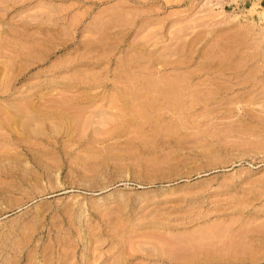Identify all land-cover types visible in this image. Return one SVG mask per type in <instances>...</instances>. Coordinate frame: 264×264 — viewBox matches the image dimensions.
<instances>
[{
  "label": "rangeland",
  "instance_id": "rangeland-1",
  "mask_svg": "<svg viewBox=\"0 0 264 264\" xmlns=\"http://www.w3.org/2000/svg\"><path fill=\"white\" fill-rule=\"evenodd\" d=\"M0 0V264H264V0Z\"/></svg>",
  "mask_w": 264,
  "mask_h": 264
},
{
  "label": "crops",
  "instance_id": "crops-1",
  "mask_svg": "<svg viewBox=\"0 0 264 264\" xmlns=\"http://www.w3.org/2000/svg\"><path fill=\"white\" fill-rule=\"evenodd\" d=\"M253 1H256V0H226V2H224V3H226V5H228V4L231 5L232 8H235V7L241 8L244 6L243 4L246 3L247 7H245V8H249ZM257 1H258V4H261L262 0H257Z\"/></svg>",
  "mask_w": 264,
  "mask_h": 264
}]
</instances>
